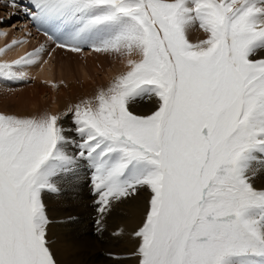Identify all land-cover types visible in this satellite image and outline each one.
I'll list each match as a JSON object with an SVG mask.
<instances>
[{"label": "snow or ice", "instance_id": "6c2138e0", "mask_svg": "<svg viewBox=\"0 0 264 264\" xmlns=\"http://www.w3.org/2000/svg\"><path fill=\"white\" fill-rule=\"evenodd\" d=\"M5 6L54 47L0 62V80H35L26 69L44 72L57 50L124 70L61 111L0 112V264H58L48 200L76 195L84 169L98 233L142 201L130 264H264V0Z\"/></svg>", "mask_w": 264, "mask_h": 264}, {"label": "rangeland", "instance_id": "374dc122", "mask_svg": "<svg viewBox=\"0 0 264 264\" xmlns=\"http://www.w3.org/2000/svg\"><path fill=\"white\" fill-rule=\"evenodd\" d=\"M18 2L26 5L28 0H18ZM5 4L6 0H0V21H3V23H0V33H5L6 37L11 33L24 34V36L19 34L17 38L19 40H28L29 52L34 51L40 45H45L48 50L54 47L48 40V37L43 34V31L38 30L34 23L25 16L23 8L6 7ZM12 13H15V15H11ZM198 35H200L199 32ZM44 58H47V56L45 55ZM52 61L54 64L53 82L59 84L58 72H60L61 80L65 82L67 87L60 85L59 89L54 91L49 85L50 90L47 87H41L40 89L44 92L37 94L35 90L26 89L32 85V83H27V81L15 80L16 83H13L8 80H0V112L28 115L31 114V111H37L38 108L49 111L52 102L60 103L66 100L65 94L70 91L69 87L76 86L81 89L90 84V87L97 90L101 86H106L109 82V80H105L104 78L107 69L113 70L114 67L117 68V66L122 65L118 59L104 54L81 56L79 54L67 53L64 50H57L53 54ZM80 68H83L86 72L87 77L85 80L82 79ZM119 72L121 70L117 71L115 69L114 76ZM139 108L141 111L143 110L141 106ZM89 175L90 173H88L87 169L82 171L80 181L82 188L78 190L76 195L64 196L63 198L52 197L49 199L56 200L59 198L57 205L60 210H57V213L54 214L49 213L53 221H55L52 228L57 230L55 231L56 233L50 234V239L54 247L53 249L57 251L56 259L58 264H116V261L109 257L108 253L110 252L120 256L121 264H130L127 260V255L133 250L135 244H133L134 239L131 237L132 226L127 222L130 217L128 212L131 209L134 210L135 207L142 208V201L139 207L133 203L120 209L119 212L123 213V217L121 218H125L127 215L126 220L122 223H120L121 221L118 222L113 216L106 219L104 232L100 234L96 231L94 223L96 213L91 202ZM53 205H56V203H53ZM49 206L51 204H48ZM136 212L140 213L141 211L136 209ZM70 217L73 219H69ZM59 229L62 230L59 231ZM120 229H123V234L120 237H114L112 233Z\"/></svg>", "mask_w": 264, "mask_h": 264}, {"label": "bare ground", "instance_id": "6f19581e", "mask_svg": "<svg viewBox=\"0 0 264 264\" xmlns=\"http://www.w3.org/2000/svg\"><path fill=\"white\" fill-rule=\"evenodd\" d=\"M21 34V36L24 34L22 33H14V34H10V35H7L6 37V34H0V48H3L5 47V45L7 44H10L11 41L13 39H18L17 36ZM201 35V34H200ZM200 35H198V32H195L193 33V39H196L197 37H199ZM19 40V39H18ZM21 40H24V39H21ZM29 42L27 40V43L23 44L22 46L14 49L13 51H10L8 52L6 55H0V62H3L5 60L7 61H11L13 59H17L19 58L21 55H24L26 52H29ZM95 57V56H94ZM53 61L50 60L49 61V65H45V71L44 72H41L39 73V75H37V72L39 71L38 68H30V69H26L27 71H29L30 75L31 76H35V80H32V79H29V80H26L27 83H32L31 86H29L28 88L26 89H32V90H35V92L37 94H42L44 91L42 89H40L41 87H47L49 88V85H46L44 84L42 81L43 80H51V81H54V67H53ZM49 68H51V71H49ZM117 69L118 70H121L123 71V65H120V66H117V68H113L112 69H107V73L105 75V80H110L113 76H114V70ZM80 72H81V75H82V79L85 80L86 79V72L83 68H80ZM61 73L58 72V81H61ZM103 78V79H104ZM9 81V80H8ZM13 83H16V81H12ZM22 83H26V82H22ZM19 84V83H17ZM85 85V84H84ZM82 86V85H81ZM70 88V91H68L65 95H66V100L60 102V103H55V102H52L50 105L51 107L49 108V111L51 112H58V111H61L62 109H64L68 104L70 103H74V102H77L79 101L81 98H87V97H90L94 94V92L96 91V88H92L90 87V84H87V86L85 88H77L76 86H71L69 87ZM68 88V90H69ZM44 89V88H43ZM46 89V88H45ZM50 90V88L48 89ZM62 90V89H60ZM63 93V92H62ZM50 94V93H49ZM55 100V99H54ZM60 101V100H59ZM50 102V101H49ZM141 108L143 109L141 111L140 108H138V111H140L141 113H143L144 111H146L147 109H145V107L143 105H141ZM47 110V109H46ZM39 111H42L41 108H38L37 111H31V114H35ZM258 185L261 183L260 181H257ZM63 198V197H62ZM59 200V198H57L56 200H48V204H51V206H49V213H57L56 211L57 210H60L58 209V205H57V201ZM53 203H56V205H53ZM68 203V202H67ZM62 205V204H61ZM75 206V205H74ZM131 207V206H130ZM141 207L143 208L142 204H141ZM142 208H136L133 209L134 210H130L128 213H129V219L127 220V222H129L132 226V229L139 223V220H140V216L142 214ZM136 209H139V211H141L140 213L139 212H136ZM51 210V211H50ZM129 210V209H128ZM127 210V211H128ZM63 212V211H62ZM123 217V213L119 212V214L117 215H114L113 218H116V220L120 223H122L124 220H126L125 218V215L124 217L125 218H121ZM123 219V220H122ZM133 219V220H132ZM116 221V222H117ZM55 222V221H54ZM60 226V225H59ZM53 227V226H52ZM55 228H58V227H55ZM62 230V229H59V231ZM55 231H57L56 229L54 228H51V231H50V234H52L53 232L56 233ZM125 232V231H124ZM49 234V235H50ZM51 236V235H50ZM127 241V240H126ZM55 244V243H54ZM135 244V240H134V243ZM61 245V244H60ZM72 245V244H71ZM130 245V244H129ZM134 246V245H133ZM54 248V247H53ZM133 248V247H132ZM76 249V248H75ZM79 249V248H77ZM74 250V249H73ZM55 255L57 254V251H55L53 249ZM59 251V250H58ZM85 251V250H84ZM91 251V250H90ZM82 253V252H81ZM88 253V252H87ZM86 254V253H85ZM84 254V255H85ZM60 256V254H59ZM62 259V258H61ZM66 259V258H65ZM69 259V258H68ZM93 260V258H92ZM95 261V260H94ZM68 263V262H67ZM70 264V263H69Z\"/></svg>", "mask_w": 264, "mask_h": 264}]
</instances>
